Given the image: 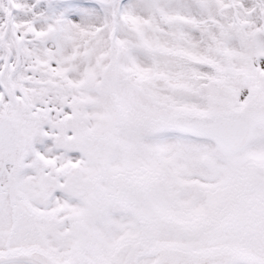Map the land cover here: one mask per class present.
<instances>
[{
	"label": "snow or ice",
	"instance_id": "6c2138e0",
	"mask_svg": "<svg viewBox=\"0 0 264 264\" xmlns=\"http://www.w3.org/2000/svg\"><path fill=\"white\" fill-rule=\"evenodd\" d=\"M0 264H264V0H0Z\"/></svg>",
	"mask_w": 264,
	"mask_h": 264
}]
</instances>
